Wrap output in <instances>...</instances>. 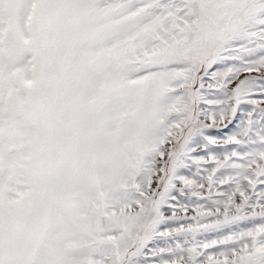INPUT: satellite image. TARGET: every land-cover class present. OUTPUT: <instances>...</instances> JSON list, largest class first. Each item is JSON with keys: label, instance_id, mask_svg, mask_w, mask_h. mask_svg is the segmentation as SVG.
Segmentation results:
<instances>
[{"label": "snow or ice", "instance_id": "1", "mask_svg": "<svg viewBox=\"0 0 264 264\" xmlns=\"http://www.w3.org/2000/svg\"><path fill=\"white\" fill-rule=\"evenodd\" d=\"M0 264H264V0H0Z\"/></svg>", "mask_w": 264, "mask_h": 264}]
</instances>
